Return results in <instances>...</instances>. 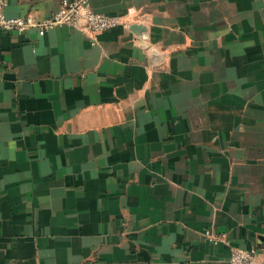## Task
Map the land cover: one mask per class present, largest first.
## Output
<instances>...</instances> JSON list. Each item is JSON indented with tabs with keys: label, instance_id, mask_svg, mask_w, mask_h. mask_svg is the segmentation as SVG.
Returning <instances> with one entry per match:
<instances>
[{
	"label": "crops",
	"instance_id": "0c3cea01",
	"mask_svg": "<svg viewBox=\"0 0 264 264\" xmlns=\"http://www.w3.org/2000/svg\"><path fill=\"white\" fill-rule=\"evenodd\" d=\"M90 7L119 22L0 31V264H228L263 246L264 0Z\"/></svg>",
	"mask_w": 264,
	"mask_h": 264
},
{
	"label": "built area",
	"instance_id": "2783aa9c",
	"mask_svg": "<svg viewBox=\"0 0 264 264\" xmlns=\"http://www.w3.org/2000/svg\"><path fill=\"white\" fill-rule=\"evenodd\" d=\"M91 0H60L59 7L49 15L36 18L31 15L10 16L4 12L5 0H0V31L21 33L29 28H36L43 34L48 28L69 26L72 28L100 32L115 26L117 18L96 12L90 7ZM214 242L222 240L224 235L212 236ZM228 264H264V245L261 247H232Z\"/></svg>",
	"mask_w": 264,
	"mask_h": 264
}]
</instances>
